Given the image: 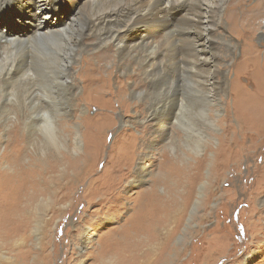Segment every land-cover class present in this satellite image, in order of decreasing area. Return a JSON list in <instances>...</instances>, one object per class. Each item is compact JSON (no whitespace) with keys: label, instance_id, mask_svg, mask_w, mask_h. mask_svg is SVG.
I'll return each instance as SVG.
<instances>
[{"label":"rangeland","instance_id":"374dc122","mask_svg":"<svg viewBox=\"0 0 264 264\" xmlns=\"http://www.w3.org/2000/svg\"><path fill=\"white\" fill-rule=\"evenodd\" d=\"M86 1L47 0L48 12L52 18L57 16L54 21L58 24L65 22L68 34L73 35L77 20L71 16ZM102 1L113 4L120 0ZM228 1H223V10ZM255 2L247 0L245 5ZM93 5L95 11L99 5ZM2 14L0 29L4 33H22L32 27L26 23L29 14ZM260 24L251 37L256 52H248L250 61L245 62L243 40L223 20L215 34L225 36L236 48L220 52L217 79L223 80V90L219 106L206 103L192 82L183 81L185 106L177 120L166 125L164 134L154 130V121L146 113L154 95L144 93V76L135 68L117 72L119 76L112 73L105 82L113 90L120 83L125 85L126 107L119 98L104 94L103 99L110 101L103 110L95 100L82 101L75 117L59 118L53 104L46 102L30 106L36 115H30L29 124L12 119L3 126L0 121V154L6 149L8 130L19 124L23 168L46 167L51 169L47 179L61 180L57 203L54 193L34 197L33 202L37 200L43 208L34 203L25 242L11 243L10 250L0 241V255L4 256L0 264H139L140 258L130 256L136 251L119 243L134 245L148 236L147 231L133 236L126 222L137 196L154 183L157 193L172 201L174 210L168 238L138 245L145 254L151 251L146 254L150 264H264V22ZM58 44L61 48V42ZM112 51L105 52L101 62L107 70L113 66ZM53 83L49 76L13 85L18 94L32 86L39 96L49 97ZM78 83L80 95L83 79ZM51 121L56 128L54 143L37 153L36 144H29V133L43 138V128ZM163 154L169 161L162 159ZM6 164L1 163L0 170L7 173L12 167ZM98 201H103L100 213ZM86 234H90L88 238ZM107 234L119 245L104 240ZM100 239L102 243H98ZM17 247L20 250L15 251Z\"/></svg>","mask_w":264,"mask_h":264},{"label":"bare ground","instance_id":"6f19581e","mask_svg":"<svg viewBox=\"0 0 264 264\" xmlns=\"http://www.w3.org/2000/svg\"><path fill=\"white\" fill-rule=\"evenodd\" d=\"M223 1L120 0L107 4L102 0H87L85 7L76 8L75 15L71 16V19L77 20V25L76 33L69 35L65 22L58 24L54 21L57 16L52 18L53 15L48 12L47 0H0L1 14L8 11L29 14L31 19L26 23L32 24L22 33L8 34L0 29L1 124L4 126L12 119L29 124L30 115H36L30 106L46 102L53 104L59 118L75 117V110L82 101L89 103L95 100L103 110V105L110 101L109 98L103 99L104 94L119 98L120 104L126 107L129 103L125 100V85L120 83L113 90L111 84L105 82H109L108 77L112 73L119 76L117 72L123 74L130 68L143 74L144 93L154 95L146 113L154 121L155 131L164 134L167 132L166 125L177 120L186 103L187 95L182 88L185 80L192 82L206 103L219 106L218 97L223 90V80L217 79L220 52H233L236 45L225 36L218 38L215 32L226 20L231 33L243 40L242 52H247L245 62H249L248 52H256L251 37L260 27V22H264V0H256L251 6L245 5L247 0H229L224 10ZM93 4L99 5L95 11ZM2 17L9 18L5 14ZM58 41L62 44L61 48ZM110 49L114 52L113 66L107 70L101 62ZM38 68H46V71ZM49 76L54 80L52 96H39L32 86L26 87L20 94L14 90L15 81ZM78 79H83L80 95H77L80 88ZM204 119L214 126L207 116ZM18 127L19 124L8 130L6 149L0 154V164L7 163L5 167H12L7 173L0 170V241L3 248L10 250L12 245L22 244L28 237V216H31L37 202H33L34 197L40 193H54V202L57 203L61 181L47 179L45 175L51 169L49 171L46 167L40 170L30 165L23 168L25 153L20 149ZM39 129H42L41 126ZM55 129L51 121L43 128V138L30 132L29 144L34 142L39 153L49 142L54 143ZM77 145L79 148L80 144ZM161 157L169 161L166 155ZM53 167L56 168L55 163ZM171 167L174 168L173 165ZM137 197V205L132 208L133 213L126 223L133 236L143 231H147L148 236L134 245L119 244L124 249H134L135 254L130 256L140 258L139 264H150L151 258H147L146 254L151 251L145 254L137 249L138 245L156 244L159 239L163 241L170 236V229L167 228L171 224L174 208L172 201L157 193L155 183ZM102 202H97L98 213ZM36 205L38 209L43 208L40 203ZM100 240L98 243L103 242ZM104 240L119 245L110 234L105 235ZM18 250L20 248L15 251ZM0 259L4 260V256L0 255Z\"/></svg>","mask_w":264,"mask_h":264}]
</instances>
